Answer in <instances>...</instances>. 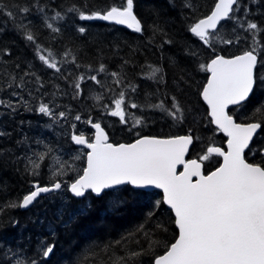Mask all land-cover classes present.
I'll list each match as a JSON object with an SVG mask.
<instances>
[{"label": "trees", "instance_id": "16d2710c", "mask_svg": "<svg viewBox=\"0 0 264 264\" xmlns=\"http://www.w3.org/2000/svg\"><path fill=\"white\" fill-rule=\"evenodd\" d=\"M125 2L126 0H40V3L45 5L44 18L59 27L60 32L53 33L48 29L45 19L36 14L34 9L28 15V19L32 21L28 27L35 35L37 43L45 50L42 54L47 55L48 51H51L59 62L61 72L56 73L54 69L47 68L38 60L35 46L13 29V22L6 16L8 10L22 16L15 5H30L32 0H0V5L9 6L0 14V24L7 22V30L0 33V49L6 48L12 53L11 56L3 57L9 63L6 66L0 65V68L6 67L9 72H16L19 78V74L31 64L30 71L41 77L45 87L39 92L35 91V78L26 77V80L33 81L27 85L32 95L29 96L27 90L23 91L20 104L26 101L35 109L41 100L52 102V94L55 93L52 106L58 105L56 112L65 111L69 119H73L77 114L81 117L87 114V119H91V111L99 108L93 103V99L86 101L88 90L94 87L98 89L97 93L104 96L101 105L108 108L114 106L113 101L119 98L118 94L122 90L125 91L126 100L138 104L145 102V93H154L151 103L163 100L166 104H170L171 96L176 95L190 113H186L188 118L182 124H174L171 120L162 118V113L152 111L143 113L147 122L139 127H131L130 124L119 126L116 131L117 126L110 129L105 121L101 124L108 131L111 142L115 144L131 143L143 136L175 137L191 131L194 137H198L191 151V158H199L206 154L208 147L219 146L223 140L207 117V109L201 100L200 93L209 75L200 69V65H207L217 55L231 58L248 50L252 44V35L238 24L244 23L246 26L247 22L251 21L264 28V0H242L243 6L236 13L238 21H227L222 24L225 27L218 30L225 38L239 35L240 42L226 45L216 41L213 45L215 51L193 36L189 29L200 19L211 14L217 0H172L171 3L169 0H134V13L144 26L143 34L133 33L100 20L82 21L78 13L67 12L70 5H75L88 14L104 12L112 6L122 7ZM186 4H191V7H186ZM57 11L64 16L63 20L52 19ZM24 22L27 23L26 20ZM154 26H158L163 32L155 31ZM80 27L86 29L84 34L78 31ZM169 39L171 44L164 42ZM255 39L264 44V31ZM69 49L76 57V64L70 62L71 56L64 55ZM16 63L20 64V69L15 68ZM101 64L105 66V72L98 71ZM148 65L163 68L167 83L155 84L145 79L150 72ZM111 72L120 73L123 81L120 85L113 83L115 78L110 75ZM61 74L64 78H61ZM91 75H96L104 86L89 80ZM180 75H184L188 83H181L182 91L177 92L173 80L178 79ZM79 76L85 77L81 83L82 94L74 99L73 95L77 91L74 84ZM7 83V77L0 75V99L17 102V98L10 95L13 89H8ZM129 84L138 86L136 92L131 91ZM158 88L159 92L156 91ZM262 105L264 85L241 108L238 121L247 124L253 119L264 120V116L259 114L253 117L255 109ZM8 111L0 108V129L11 134L8 138H0V148L11 150L0 156V242L3 246L21 250L26 257L36 260L37 264H77L78 261L82 264H101L102 260L108 259V256L100 251L104 245H112L109 255L113 250L117 255H123L125 250H139L141 246H146L147 241L143 234L136 233V229L143 225L145 232L157 243L148 255L141 257L140 264H153L155 257L163 255L167 247L176 241L178 230L174 216L163 204L162 194L158 191L146 192L125 187L119 192H108L102 198L90 195L82 200L73 198L67 191V201L63 203H52L46 200L47 198H42L38 205L26 212L18 207H10V204L18 203L24 195L30 193L35 183L47 186L53 182L45 174H40V171L46 170L50 162L49 156V161L46 159L41 164L39 175H32L25 170V160H16L17 156L23 157L27 154L25 148L28 144H33L40 134L39 129L37 133H33L32 129L42 123L59 128L58 123L66 121L53 123L50 118L36 111H26L22 106L12 115H6ZM101 117L104 118L105 115L101 114ZM65 128L67 131V127ZM69 131L73 134L72 129ZM136 133H139V136ZM25 137L27 141L24 144L17 143ZM61 139L62 142H57L56 136L52 135L49 136L48 143L54 149L57 145H67L75 149L70 138ZM253 144L257 148L264 147V125ZM48 148L51 147L42 148L39 152H45ZM246 159L249 163L264 167V155L259 152H248ZM219 164L218 158L205 162V173L216 169ZM72 177L70 180L73 181ZM116 200L121 203L113 207ZM157 202H160L159 207H156ZM58 209L64 213L62 220L57 219ZM149 213L154 215L150 216ZM73 215L75 219L66 224ZM157 224H163L166 231L158 228ZM53 232L55 235H51ZM129 233L134 234L128 236ZM125 236L128 238L123 247L115 245L116 240ZM41 239L55 244L53 254L48 258H44L38 251V242Z\"/></svg>", "mask_w": 264, "mask_h": 264}, {"label": "snow or ice", "instance_id": "6c2138e0", "mask_svg": "<svg viewBox=\"0 0 264 264\" xmlns=\"http://www.w3.org/2000/svg\"><path fill=\"white\" fill-rule=\"evenodd\" d=\"M169 2L171 3L172 0ZM185 6L191 7V4ZM242 6V0H218L214 11L206 18L200 19L189 30L213 51H215L213 45L216 41L226 45L239 43L241 40L239 35L234 38H225L218 31V25L224 28L225 25H221V21H238L236 13ZM8 7L6 4L0 5V14H3L4 9ZM15 7L18 13L23 15L18 16L17 12L11 10L6 12L8 19L13 22V29L35 46L36 56L43 65L60 73L59 62L53 53L48 51L47 55L42 54L45 50L37 43L35 35L28 27L32 23L28 15L34 9L36 14L44 18L45 5H42L40 0H32L30 5H15ZM67 12L78 13L82 21H109L117 25H125L136 33L143 34L144 31V26L134 13V0H126L124 6H112L104 12L86 14L75 5H70ZM44 19L48 29L53 33L60 32L59 27ZM52 19L63 20L64 16L57 11ZM25 20L27 23L24 22ZM238 26L252 35V44L248 50L232 58L217 55L207 65H200L202 71L210 73L200 95L208 106L211 122L228 137L227 151L213 146L208 147L206 154L198 159H185L190 146L198 139L191 134V131L186 135L175 137L143 136L133 143L114 144L109 142L108 134L100 123L87 119L84 122L95 129L94 136L88 137L83 132L76 134L75 131L71 135V140L76 145L89 149L87 167L83 170V174L78 175L71 182L59 179L76 169L68 161L55 157L48 165L53 182L47 186L35 183L30 193L24 195L18 203H12L9 206L28 209L39 202L38 198L41 194L59 193L65 190V186H67L66 190L76 198H86L93 194L95 197L102 198L107 194L106 190H119V186L122 185H131L136 189L150 187L161 189L163 204H166L174 213L179 238L167 247L163 255L156 256L153 264H264V167L249 163L245 155L246 150L252 154L259 152L264 155V147L257 148L253 144V138L264 125V120L253 119L247 124L237 123L229 114V106L243 107L244 103L248 102L250 97H253L254 93L264 85V44L255 39L260 32L264 31V28L251 21H248L246 26L244 23H239ZM5 30H7V22L0 24V33ZM154 30L163 32L158 26H154ZM78 31L84 34L86 29L80 27ZM164 42L172 43L170 39ZM11 55L9 49H0V65L6 66L9 61L4 60L3 57ZM64 55L71 56L70 62L76 64V57L71 49ZM76 66L79 67L78 64ZM31 67L32 65L28 64L27 68L19 74V78L16 72H9L6 67L0 68V75L8 79L6 87L13 89L10 95L17 98V102L0 99V108L8 109L9 111L5 114L12 115L22 106L26 111H36L50 118L53 123L67 120L68 113L65 111L57 113L51 106L54 104L55 93L52 94V102L46 103L41 100L35 109L31 108L26 101L20 104L23 91L27 90L28 95H32L27 85L33 81L26 80V77L35 78L37 85L35 91L39 92L45 87L41 77L30 71ZM15 68L20 69V64L16 63ZM148 68L150 72L144 77L145 79L155 84L167 83L163 68L152 65H148ZM98 71L105 72V66L101 64ZM110 75L115 78L113 83L120 85L123 82L120 73L111 72ZM61 78H64L63 74ZM88 79L97 85L104 86L96 75H91ZM84 80V76L77 78L74 84L77 90L73 95L74 99L82 94L81 83ZM181 83L184 85L188 83L184 75H180L178 79L174 78L173 84L177 92L182 91ZM128 87L132 92H136L138 86L129 84ZM156 91L159 92L160 89ZM118 95L119 98L113 101L114 108H108L105 105L107 113L118 117L122 124H128L131 121V127H139L147 122L143 116L145 111L162 113V118H167L174 124L184 123L188 118L186 113L190 115L189 110L181 104L176 95L171 96L170 104H166L163 100L159 103H151V96L154 93H145L143 104L126 100L123 90ZM89 98L97 102L102 99L99 95ZM128 109H138L141 115L138 117ZM257 114L264 116V105L255 109L253 117ZM192 119L195 122L194 116ZM74 120L81 121V115H75ZM71 127L75 129L76 125L73 123ZM10 135L9 132L0 129V138H8ZM136 135L139 136V133ZM26 141L27 137L17 143L24 144ZM35 142L42 143L40 140ZM10 151L0 148V156ZM51 151L52 149L48 148L45 152L17 156L16 160H25V170L32 175H39L41 164L48 158ZM33 156L36 159H33ZM212 156L222 158L223 162L206 175L203 170L204 162L209 161ZM79 158L75 156L72 159ZM120 203V200L114 201L113 207ZM159 204L160 202H157L156 207H159ZM58 213L57 219L62 220L63 211L58 209ZM74 219V215L70 216L65 223H71ZM16 223L18 222H14ZM157 227L166 231L163 224H157ZM136 233L143 234L147 241L146 246H141L139 250H125L123 255H117L113 250L109 255L112 245H104L100 251L108 256V259L102 260L101 264H140L141 257L148 255L157 242L145 232L143 225L136 229ZM133 234L129 233L128 236ZM127 238V236L122 237L114 243L123 247ZM38 243V251L44 258L53 254L54 243H47L43 239ZM0 256H2L0 264H37L36 260L29 259L21 250L12 246H3L2 242H0ZM84 258L87 259V256ZM77 264L82 262L78 261Z\"/></svg>", "mask_w": 264, "mask_h": 264}, {"label": "rangeland", "instance_id": "374dc122", "mask_svg": "<svg viewBox=\"0 0 264 264\" xmlns=\"http://www.w3.org/2000/svg\"><path fill=\"white\" fill-rule=\"evenodd\" d=\"M97 91H98V89L95 88V87L94 88H90L88 90V93H87L86 101L88 99H90L89 97H95L97 95H99V96L102 95V94L97 93ZM101 97H102V99L99 102H97L95 99H93V103H95V104H97L99 106V108H96L94 111H91V113H93L92 116H91V120L94 123H102L103 121H105L106 124H107V127H109L110 129L117 126V130L116 131L119 130V126H128V125L131 124V121L128 124H122V123H120L118 117H113V116L109 115L107 113L106 108L101 105L102 102L104 101V96L102 95ZM53 107L55 108V111H56L57 110V105H54ZM110 108H114V106H112ZM128 111L132 112V113H135L138 117L141 115V112L139 110H137V109H128ZM101 114L105 115V117L102 118ZM85 115L88 116L87 114H85ZM86 116H83L81 121H75L74 120L75 116L73 117V119H69V117H68V119L65 120L66 121L65 123H63V122L58 123V127L59 128H56L54 126L48 127L49 124L46 125V124H43V123L42 124L44 125V128H43L42 124L39 127L37 125H35L37 127L33 128L32 131H33V133H37V130L39 129L40 134L37 136L36 140H40V141H42V143L37 144L36 142H34L33 144H28V146L25 148V152L27 153V155L28 154L32 155L33 152H39V150H41L42 148H45L46 146L47 147H51L52 151L49 154L50 162L48 163V165H50L52 163V160L55 157H60L62 160L68 161L70 164L74 165L76 171L69 172L68 175H64V176L59 177L62 180L71 182L72 181V180H70L71 176H73L72 178L74 180L75 178H77L78 175H82L83 174V170L85 169V163H86V152L83 149L76 148V147H75V149H73V148H70L67 145H63V146L57 145L56 149H54L51 146V144L48 143V139H49V136H52V135L56 136L57 142L58 141L62 142L61 138H63V137L65 139H69V138L71 139L72 132L70 133V131H69L70 129H72L73 132L74 131L77 132L76 134H79L81 132H83L85 135L86 134L87 135L93 134L92 129H90L91 125H88V124H86L84 122V121L87 120ZM106 116H109V117L107 119H105ZM143 116L145 117V115H143ZM73 123L76 125L75 129H73L71 127V125ZM65 127H67V131H66ZM50 134H52V135H50ZM40 147H42V148H40ZM75 156H79L80 158L77 159V160H73L72 158L75 157ZM49 158H47L48 161H49ZM33 159H36V157L33 156ZM41 173L45 174V176L50 178L49 180H51V181L53 180L51 171H50L48 166H47L46 170L40 171V174ZM66 187L67 186H65V190H63L62 192L50 195L49 197H47L46 200H49L52 203L53 202H55V203L56 202L57 203H63L65 201H67V190H66ZM36 214H38V213H36Z\"/></svg>", "mask_w": 264, "mask_h": 264}, {"label": "water", "instance_id": "95a60500", "mask_svg": "<svg viewBox=\"0 0 264 264\" xmlns=\"http://www.w3.org/2000/svg\"><path fill=\"white\" fill-rule=\"evenodd\" d=\"M217 2H218V0H217ZM215 8V7H214ZM213 11H214V9H213ZM100 21H102V20H100ZM102 22H104V23H106V24H111V25H115V26H118V27H120V28H123V29H126V30H128V31H130V32H133V33H136V32H134L133 30H131V29H129V28H127L125 25H117V24H115V23H112V22H109V21H102ZM225 22H227V21H221V25L223 24V23H225ZM219 28H220V26L218 25V30H219ZM137 34H140V33H137ZM192 34V33H191ZM193 35V34H192ZM193 36H195V35H193ZM196 37V36H195ZM196 38H198V37H196ZM199 39V38H198ZM232 58V57H231ZM210 63V62H209ZM208 75H209V77H210V73H208ZM208 77V78H209ZM207 83V82H206ZM206 85V84H205ZM201 100H202V102H203V104L205 105V107L207 108V110H208V106H207V104L203 101V99H202V97H201ZM232 107H236V106H229V110H230V108H232ZM209 111V110H208ZM209 118L211 119V117H210V115H209ZM101 124V123H100ZM212 125H213V127L216 129V130H218L220 133H221V135L222 136H224L226 139H227V141H228V137L222 132V131H220L219 129H217V127H216V125L214 124V123H212ZM101 127L105 130V132L108 134V137H109V142L110 143H113V142H111V139H110V136H109V133H108V131L105 129V127H103L102 126V124H101ZM92 128V127H91ZM92 131H93V134H92V136H94V134H95V129H93L92 128ZM261 131V129L260 130H258V133H257V135L259 134V132ZM257 135L253 138V142H254V140H255V138L257 137ZM158 138H161V137H158ZM73 142V141H72ZM134 142V141H133ZM133 142H131V143H133ZM73 144H74V146L76 147V148H80V149H83L85 152H86V163H85V168L87 167V153H88V151H89V149H87L86 147H83V146H81V145H76L74 142H73ZM115 144V143H114ZM124 144H128V143H124ZM192 147H193V145L192 146H190V148H189V152H188V154L186 155V157H185V159H189V155H190V152H191V149H192ZM223 150V149H222ZM225 151H227V142H226V149H225ZM248 151L246 150V153H247ZM246 153H245V155H246ZM214 157H216V156H214ZM218 158H220V157H218ZM221 159V164H222V158H220ZM220 164V165H221ZM219 165V166H220ZM180 169H178V171H179ZM204 172H205V166H204ZM215 170V169H214ZM214 170H212V171H214ZM210 173V172H209ZM208 173V174H209ZM206 174V173H205ZM207 175V174H206ZM125 186H130L132 189H134V190H141V191H146V192H151V191H158V192H160L161 194H162V197H163V191L161 190V189H156V188H146V189H136V188H134V187H132L131 185H122V186H119V189L120 188H123V187H125ZM111 191H116V189H109V190H106V193H108V192H111ZM69 192V191H68ZM53 194H56V193H48V194H41V197L40 198H38V201L41 199V198H45V197H48V196H50V195H53ZM69 194L73 197V198H75V199H78V200H82V199H84V197H81V198H76V197H74L73 195H72V193L71 192H69ZM93 197H95L94 196V194L92 195ZM95 198H100V197H95ZM167 208H168V206L166 205V204H164ZM34 206H31V207H29L28 209H22L21 208V211H24V212H26V211H29L31 208H33ZM169 209V208H168ZM171 212H172V210L171 209H169ZM172 214H173V216H174V213L172 212ZM174 219H175V216H174ZM176 226V225H175ZM177 228V227H176ZM177 230H178V236H177V239L179 238V229L177 228ZM176 239V240H177Z\"/></svg>", "mask_w": 264, "mask_h": 264}, {"label": "flooded vegetation", "instance_id": "af4514ba", "mask_svg": "<svg viewBox=\"0 0 264 264\" xmlns=\"http://www.w3.org/2000/svg\"><path fill=\"white\" fill-rule=\"evenodd\" d=\"M250 99H251V97H250ZM249 101H250V100H249ZM249 101H248V102H249ZM248 102H245L244 105L247 104ZM244 105H243V106H244ZM241 108H242V107H240V106H236V107H232V108H230V110H229V114H231V115L233 116V118L236 120L237 123H240V122L238 121V118L241 116V111H242ZM206 109H207V108H206ZM207 117L209 118L208 110H207ZM209 120L211 121L210 118H209ZM90 129H92L91 126H90ZM217 132L219 133V135H221V133H220L218 130H217ZM259 134H260V132H259ZM259 134H258V135H259ZM258 135H257V136H258ZM86 136H88V137H92V134H89V135L86 134ZM221 136H222V135H221ZM222 137H223V138H222L223 140H222V142L220 143V145H219V146H215V147H219V148L225 150V149H226V142H227V139H226L224 136H222ZM256 138H257V137H256ZM256 138H255V139H256ZM254 141H255V140H254ZM253 143H254V142H253ZM194 145H195V141H194L193 147H194ZM193 147H192V149H193ZM192 149H191V151H192ZM247 153H248V152H247ZM247 153H246V155H247ZM212 158H218V157H214V156H212L211 159H212ZM189 159H198V158H191V152H190ZM218 159H220V158H218ZM205 162H207V161H205ZM205 162H204V166H205ZM220 164H221V159H220ZM220 164H219V165H220ZM218 167H219V166H218ZM218 167H217V168H218ZM125 187H130V186H125ZM125 187L120 188L119 190H116V191H111V192H112V193H113V192H119L120 190L124 189ZM130 188H131V187H130ZM109 193H110V192H109ZM91 196H92V195H91ZM48 197H49V196H48ZM45 198H47V197H45ZM41 199H42V198H41ZM41 199H40V200H41ZM40 200H39V202H40ZM39 202L36 203L34 206L38 205Z\"/></svg>", "mask_w": 264, "mask_h": 264}]
</instances>
